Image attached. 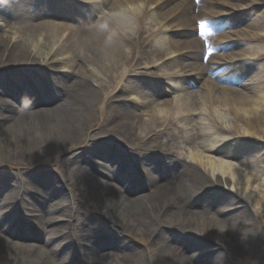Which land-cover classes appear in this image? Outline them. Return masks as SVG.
<instances>
[{
    "label": "bare ground",
    "instance_id": "obj_1",
    "mask_svg": "<svg viewBox=\"0 0 264 264\" xmlns=\"http://www.w3.org/2000/svg\"><path fill=\"white\" fill-rule=\"evenodd\" d=\"M52 1L55 2L59 12L50 11ZM98 1L101 4L106 3L112 9L126 6L129 3L136 6L142 5L137 13L132 14L136 23L129 31H126L128 36L117 32L115 44L107 51L101 50L102 38L98 39L88 31V25L97 20L92 10L77 21L68 14L72 7L69 0H18L16 3L13 0H0V20L4 23L0 25V157L7 154L16 158L17 161L21 160L27 152L25 147H29L33 157L50 158L63 152V149H59V152L52 153V147L56 144L63 145L71 151V146H75V143L82 137L81 135H85L89 129V120L92 115L91 117L85 115L92 113L97 105L106 107L103 101L104 96L94 89L89 90L90 92L86 89L90 77H105L106 72H115L116 65L127 58L124 48H127L129 43L134 46L137 44V50L143 52L149 46L155 49L157 45L162 44L161 39H157L150 45L160 32L158 34L151 32L152 35L145 37L149 22L160 15L163 22L171 20L172 24L180 23L187 28V32L174 36L176 39H181L180 42L173 41V38L169 39V44H173V49L180 50L185 47L184 54H182L184 59L180 58L174 63H166L167 65L174 64L181 70L176 69V72L171 74L155 77H164L170 83L172 82L175 88L181 86V91L185 94L180 99L181 92L176 89L174 93L176 97H173L175 101L159 112L160 115L165 114L166 117L163 119L152 117L148 131L150 134L159 130V134L169 135L168 143L172 146L181 143L185 153L187 152L186 157L192 159L190 163L199 164L202 168L197 171L192 165L189 168L185 163L173 160L171 163L168 161L166 170L163 171L155 168V162L151 163L153 159L148 158L141 164L144 174L147 171L145 181L147 189L132 182L139 186V190L134 191L126 186L130 181L131 169L123 173L126 176L121 173L123 166L131 167V165L124 161H113L117 160L118 154L108 153L106 160H103L105 163L100 166H96L94 162L82 168L71 165L68 163V156H64L61 163L62 169L76 175L74 179L60 178L54 184L56 187L49 186L48 189L52 191V194L66 198L63 192L68 190L70 194H73L68 189L73 188L74 192L84 199L87 193L84 178L88 177L96 198L93 199L94 202L97 201L109 212L116 211L120 216V222L111 221L113 225H110V230L116 224L119 227L122 225L123 233L136 237L139 243L146 244L152 241L157 255L153 262H150L148 258L149 264H167L164 263L166 260L175 261L168 264H227L225 253L215 252L211 246L207 250L204 249L203 254L196 252L203 245L194 241L188 232L198 233L199 236L208 235L207 237L211 240L218 244L221 242L225 246L227 243L232 257L236 255V252H238L237 256L242 252L249 253L253 245L251 235L253 226L247 228L246 225H242L249 220V215L245 207L236 203V199H230L231 197L225 190L238 196L240 202L246 205H250L251 201L252 208L257 213L264 210V191H262L264 189V183L262 184L264 155L254 156L253 150L246 148L247 146L257 149L264 148V71L258 68V72L249 75L246 80L247 84L243 86L245 91L250 92L249 94L243 90H237L236 87L241 88V86L232 84L242 78L244 70L239 71L240 67H244L242 59L247 56L261 59L263 48L255 49L250 55L247 47L251 43L246 41L249 39L237 32L239 29L237 27L229 35L234 36L235 43L238 44L226 47L222 36L219 35L218 39L212 42L217 48L214 53L218 54L206 57L199 45V38L191 39L193 28L189 25L198 18L203 26L211 31L225 30L227 26L236 28L238 18L235 17V13L225 14V20L228 21H225V26L221 27L217 25L219 22L210 21L204 17L205 9L218 8L216 6L221 3L219 8L222 10L223 3L226 1L241 3L245 0H200L199 8L192 0ZM227 9L231 7L228 6ZM214 15H217L215 11ZM39 35H46L51 46L57 45L59 40L64 43L61 47L41 46L36 41ZM66 35L70 36L69 41H74L75 46L80 47L78 46L80 44L88 55L76 57V66L72 67V73H58L51 77L56 88L48 83L44 86L41 83L44 78L40 77L35 68L41 65V75H47L51 71L55 72L52 68L54 57L65 48H69ZM186 37L187 40H191L183 41ZM77 39L81 41L76 43ZM54 40L57 42L55 43ZM34 47L35 51L32 50ZM45 47L48 50L50 47L51 49L46 54L44 52L43 56L40 50ZM163 48L165 52L168 50L171 52L169 46L164 45ZM238 50L240 51L237 52ZM174 53L171 52L169 55ZM230 56H236L237 59L229 61ZM185 61L189 63L183 64ZM163 66L165 63L162 68ZM183 66L185 70L195 74L196 82L205 75L212 79L211 84L203 85L204 93L190 90L194 80L183 81L182 85L175 84V78L182 76ZM5 67L17 73L14 82L9 87L5 86L7 81L3 80L1 74V68ZM106 67L109 68L105 70ZM139 80V78L128 80L124 90L136 89L148 92V83L143 86ZM108 86L114 88L115 83L109 81ZM84 91L86 95H79ZM90 95L95 97L93 101ZM7 96H11V102L4 98ZM40 99L42 102H47L45 110H38L41 107L38 103ZM87 100L91 105H87ZM77 104L83 105V108L78 106L75 111L73 108ZM34 106L37 111H34ZM138 117L141 118V116ZM185 126L187 129L194 127L195 133H185L186 128L183 130ZM129 127L132 131L130 134L132 138L129 139L137 141L135 128L132 125ZM161 137L165 138L163 135L156 136L158 139ZM252 140L255 141L252 144L243 142ZM232 144H239L241 147L236 149ZM107 148L112 149L109 146ZM203 151L204 155L201 153ZM111 154L115 159L111 158ZM165 155L171 159L172 149ZM110 159H112V164L109 163ZM78 162L79 160L74 161L75 164ZM25 178L26 176H23L21 179ZM52 178L50 175L42 174L34 176L33 184L28 183L30 194L18 191L12 197L15 190L9 189L8 192H4V197L0 202V232L8 233L10 240L7 242L0 236V264H147L139 250H133L131 245L124 244L125 241L120 239L121 236H110L111 231L102 234L106 237L105 243L98 242L95 245L100 250L110 246L114 251L113 255L109 256L97 253L94 248L86 249L79 234L76 235L72 245L68 241L70 240L68 236L63 234L65 230L60 231L57 227H51V224L59 219V221L56 220V224H61L59 227L64 228L62 225L67 222L64 218L65 213L61 211V204H55L59 198L51 199L49 192L39 197L34 183L46 182ZM12 183L11 179L6 183H2L1 179L0 188L3 186L8 188ZM218 185L225 195H221L218 201L214 202L218 206L211 209L214 218L195 212V208L187 200L188 195L185 191L193 193L190 195L192 197ZM210 193L218 194L219 192H208L203 202L211 200L209 199ZM47 197H50V200ZM12 199L22 203L25 207V215L17 214V211L10 206ZM211 201L213 203V200ZM158 205L160 206L157 207ZM209 207L208 205L203 206V208ZM176 219L178 223L181 222V225L179 224L177 228L179 231H175L171 239L170 233L159 227L165 222L172 223ZM206 223H213L215 229L212 230L207 226V230H203ZM219 229L223 230L220 236ZM96 236L91 239L95 241ZM177 242L184 243L186 247L184 249L177 247ZM77 248L81 254L85 253L86 261L81 262L77 258L73 260Z\"/></svg>",
    "mask_w": 264,
    "mask_h": 264
},
{
    "label": "rangeland",
    "instance_id": "obj_2",
    "mask_svg": "<svg viewBox=\"0 0 264 264\" xmlns=\"http://www.w3.org/2000/svg\"><path fill=\"white\" fill-rule=\"evenodd\" d=\"M13 1L14 3L18 2V0H13ZM94 1L96 2V0H90L93 6H94ZM108 1L112 2L114 0H108ZM3 3L7 4V2H3ZM220 4L216 6L218 8H207L208 7L207 6L206 7L207 9H205L204 17L207 20L219 22L217 25H220L221 27H223L225 24L224 22L228 21V20H225L226 19L225 14L235 13V17L238 18V25L236 26V28H233L232 26H227L225 30L221 29L220 32H218L219 35L222 36V40H224V44H226L227 47H233L234 45L238 44V43H235L236 42L235 37L229 34H231L232 31H235V29L239 27L237 32H240L241 35H243L242 37L245 36L246 39H249L246 41L251 43L247 47V52L250 55L254 52L255 49L263 48L261 59L251 58V56H247V58L242 59V63H244V67L242 68L240 67L239 71L243 69L244 73L242 75V78L237 83L232 84L236 86H241V88L236 87L237 90H243L244 92L249 94L250 92L245 91L243 89V86L247 84L246 80H248L249 75L251 76L253 73L258 72V68L264 71V0H245L241 3L233 2V1H226L225 3H223L222 10L219 8ZM246 5L247 7H245ZM2 6L4 7V4H2ZM228 6H230L231 9H227ZM196 7L199 8L200 6H196ZM96 8L98 9L96 10L95 15L97 17L95 19L98 18V14L101 9L109 8V6L105 3V4H101L100 7H96ZM44 9L45 11H47L46 8ZM50 11L58 12L57 6L55 5V2L53 1L50 2ZM73 11L74 13L72 14L69 13L71 18L73 17V20H77V21L79 19L81 20L83 16L81 17L79 13H76V10H73ZM196 11L198 12V9H196ZM214 11L217 13V15H214ZM245 18H248V19H245ZM135 23L136 22L134 21V25ZM201 24L203 23L198 18L194 19V21L191 24H189L193 28L191 39L197 38V32L195 33V28L196 27L200 28L201 32H203L202 33L203 38L201 39V41L205 39V42L207 43V51L210 52L212 42L217 39V38L213 39L217 33V30L211 31L205 27L207 31L206 32L201 28ZM0 25H4V24H0ZM183 26L184 25L180 23H174V24H171V26H169L168 28H165L164 22L162 21V17L160 15L157 16L156 18H154L153 20L149 22L148 29L145 30V32H147V34H145V37L152 35L151 32H154L156 34L160 32V34L151 41L150 45L157 39H161L162 44L160 43V45H157L158 47L155 49H151L149 46V48H146V51L143 52L141 50L140 51L137 50V44H135L134 46V44L132 43L128 44V42L125 41L126 44L129 45V46L126 45L127 48H124V51L126 50L127 52L126 54L127 58L123 60L121 63H119V65H116L117 66L115 69L116 71L106 72L105 77H97V78L90 77L91 83L90 81L88 82V86L86 87V89L88 91L94 89L101 96H104L103 101L105 102L104 106L106 107L97 105L96 109H94L92 113H88V115H85L87 117H91L90 115H92L91 119L89 120L90 121L89 129L86 133V134H89V136H86V134L81 135L82 137L79 138V140L75 143V146H71V151H69L68 148H65L63 145L59 146L56 144L55 146L52 147L53 148L52 153H54L55 151L59 152L60 151L59 149H63V152L62 154L60 153L55 154L50 158H43V157L41 158L39 156L36 158L33 157V154L31 153L32 150L29 147H25V149L27 148V152L25 155L22 156L21 160L17 161L16 158H13L7 154L3 157H0V180L2 179V183H6L10 179L13 181L12 185L9 186L8 188L4 187L3 185H2L3 187L0 188V202L2 201V198L4 197L3 194L5 191L8 192L9 189L15 190L12 197L18 191L21 193L30 194L28 183L31 182L33 184L32 179L34 176H39L40 174L50 175L53 177L52 179L46 180V182H39V183L36 182L34 183V188L36 189L37 193H39L38 195L39 197H41L40 195H44L46 192H49V195H51L50 196L51 199L59 198L58 200H56L55 204L56 205L61 204V208H62L61 211L65 213L64 218L66 219L67 222L66 224L64 222V224L62 225V227L64 228H60L59 226H61V224H58V223L56 224V220L59 221V219H56L54 222V225L51 224L52 225L51 227H54V228L57 227L60 229V231L61 229L65 230L63 234L68 236V238L70 239L68 241H70L72 245L74 243V239L76 235L79 234V236L82 238L83 242L85 243V248H87V245H90L94 247L97 253H101L104 255L107 254L109 256H112L113 255L112 252L114 250H112L110 246H107L104 249L100 250L95 245L97 244L96 243L97 241L99 242L100 239L105 238L102 235V232L110 231L109 229L110 225H113L111 221L120 222V216L118 215L116 211L109 212L102 205H100L97 201L94 202L93 199L95 198V195L93 193V188H91L92 184L89 178L88 177L84 178L85 179L84 185L86 186L88 193L92 197V198L90 197L91 200L88 197L86 199H83L81 197L80 199L79 195L76 192H74L73 188H68L73 194H70L68 190H65L63 192L66 198H64L62 195H59L58 197V195L52 194V191H50L48 188L49 186H55L54 185L55 182L60 178H63L64 180L74 179V176L76 174H71L62 169L61 163H62V159L64 156H68V163H70L73 166H79L80 168L86 167L85 165H88V163L91 164L94 162L96 163V166H100L101 164L105 163V161L103 160H106V156L108 153L118 154L117 160H113L115 162L123 161V160L125 162H128V160L129 161L132 160V162L138 163L139 160L149 157L153 159V162H155V167L157 168L165 169V166L168 165V161L171 163V161L173 160L175 161L179 160L180 162L185 163L189 168L191 167L192 164L190 163V161L192 159L186 157L185 151L183 149V145L181 143L177 144L176 146H172L171 143H168L169 135L159 134V130H155V132L150 133V134L148 131V127L150 126L152 117L154 118L159 117L161 119L166 117L165 114L160 115L159 112L162 108H166L165 106L175 101V98L173 97H176L174 95L176 89H178L181 92L179 95L180 99H182L183 95L185 94L184 92L181 91V86L178 88H175V86L171 84L172 82L170 83L169 81H164L165 79L164 77H155L157 75H162V74H167V75L171 74L176 69L181 70L180 67H175L174 64H171V65H167V64L174 63V61L180 58H183V57H180L179 55L184 52L185 47L181 48L180 50L173 49V46H172L173 44L171 43L169 44L170 38H173V41L175 42L182 41L181 39H176L174 36H180L182 33L187 32V28ZM161 30H163V32H161ZM122 34H125L126 37L128 36L126 32H123ZM66 36H67L66 42L69 48H65L62 52H60L58 55L54 57L53 59L54 62H52L53 63L52 68L54 69L55 72L51 71L47 75H41L42 74L41 68H40L41 65L35 68V71L38 72L40 77L44 78V81L41 82L44 84V86L46 85V83H48L51 87L56 88V85L54 86L55 83L53 82L51 77H53L54 74H58V73H67V74L72 73L73 71L72 67L76 66V57L82 56V55L86 57L88 55L85 49H83L80 44H78V46L80 47L75 46L74 41H69L70 36L69 35H66ZM11 37H14V36H11ZM191 39H188V40H191ZM188 40L186 37L183 41H188ZM36 41L38 42V45L47 46V47L51 46L48 42L49 40L46 35H39L38 38H36ZM55 41L56 40H54V42ZM80 41H81L80 39H77L76 43H79ZM179 44L178 46H180ZM164 45H166V47L169 46V49L171 48V52H175V53L173 55L171 54L170 56L169 54L171 52L169 50L165 52V49L163 48ZM47 47L42 48V50H40V53L43 56H44V52L46 54L51 49L50 47V49L48 50ZM159 47L160 49L158 50ZM32 50L35 51V47ZM239 51L240 50H238L237 52ZM61 58H63L64 61H68V62L60 63ZM234 59H237V57L230 56V59L228 60L232 61ZM74 60H75V63H73ZM164 63H165V66H163L162 68V65ZM188 63H189L188 61L183 62V64L185 65ZM230 63H234V62H230ZM184 66H183L182 76L180 75L178 78H175V81H174L175 84L180 83V85H182L183 81L190 82L191 80H194L195 74L185 70ZM108 68L109 67H106L105 70H107ZM1 72H2L1 74H2L3 80L5 82L7 81L6 82L7 84H5V86L9 87L10 85H12L17 73H14L11 70H8L6 67L1 68ZM75 73H76V70H75ZM135 78H139L140 79L139 81L142 82L143 86L146 83H148V86H147L148 92L146 91L141 92V91H137L136 89L124 90L126 82L130 79H135ZM109 81H112L113 83H115L114 88H111L108 86ZM211 82H212V79H210L208 76L205 75L204 77L199 78L197 82L196 80H194V83L191 86L190 90L199 91V92L204 93L203 85L205 83L211 84ZM81 94L86 95V92L84 91V93L83 92L79 93V95ZM4 98L10 102L12 100L11 96H7ZM90 98L92 99V101L95 99V97L92 95H90ZM135 100L137 101V103L134 102ZM86 103L87 105L88 104L91 105L89 103V100H87ZM9 104H14V103H9ZM78 106H80V108H83V105L77 104L76 106H74L73 110L76 111ZM116 107L118 109H116ZM43 108L46 109L47 107L43 106L41 110H43ZM34 109H36L35 106H34ZM123 110H125V112H123ZM34 111H37V109ZM138 116H141V118H139ZM197 121H199V119ZM130 125H132L135 128L134 132L138 137L137 141L129 139V138H132V136H130L132 132L129 127ZM185 128L186 126L183 128V130ZM170 129L172 130L171 126H170ZM184 132L188 134L191 132L193 133L194 127L191 126L188 129L186 128ZM157 135H163L165 136V138L161 137L158 139L156 138ZM243 142L245 143L251 142L252 144L255 141L252 140V141H243ZM233 145L235 144H232V146ZM107 146L111 147L112 149L109 150ZM233 147H235L236 149H239L241 146L239 144H236ZM246 148L248 150L250 149L253 150L254 156L258 155V157H260L259 155H264L263 154L264 148L262 147L257 149L255 147L251 148L250 146H247ZM171 149H172L173 156L171 159H169L167 155L165 154H167V152H169ZM201 153L204 155L205 152L203 151ZM112 154H111V158H112ZM112 159H115V158H112ZM112 159H110V162H109L110 164H112L111 163ZM75 160H79V162L75 164L74 163ZM158 165H161V167H158ZM201 168L202 167L198 164L197 167H195L194 169L195 170L197 169L198 171ZM23 176L24 177L26 176L24 180L21 179ZM136 176H138L139 178H142V180L146 177L145 175H139V174H137ZM67 181L69 183V180ZM263 183H264V180L262 184ZM210 191H218L219 193L218 194L210 193L209 199L213 200V203H211L212 202L211 200H208L207 202H203L202 201L203 198ZM262 191H264V189ZM185 192L188 195L187 197L188 202L193 208H195L194 211L201 213L203 215H207L210 218H214V215H212L211 209H214V207H218L214 202L218 201V198L221 195H225L222 188H220V185L214 187L213 189L204 190L202 193L195 194L192 197H190V195H192L193 193L190 194L188 191H185ZM225 192L231 197L230 199L234 198L236 199V203H240L241 206H244L247 211V214L249 215V220L242 223V225H246L247 228L248 227L250 228L251 225L253 226V228H251L252 229L251 235L253 236V237L251 236L253 238L252 251H250L249 253L242 252L238 256H237L238 252H236V255L232 257V254L229 253V248H228L227 243L224 242L226 244L225 246L224 244H221L220 242L219 247H217L215 245V241L208 238L207 237L208 235H206V233H205L206 236H202V235L198 236L197 235L198 233L188 232L189 234H191L190 237L193 238L194 241L201 243L203 245L202 247L197 249L196 252H200L201 254H203V250L204 249L207 250L208 247L211 246L213 248L212 249L213 251L215 252L221 251L222 253H225L226 255L225 260L226 259L228 260L226 261L227 264H264V210L262 212L257 213L256 210L252 208L251 201L249 203L250 205H246L240 202L241 200L238 196L230 192L228 193V190L227 191L225 190ZM146 194L147 193H145V195ZM263 195H264V192H263ZM54 196H57V197H54ZM50 197L49 198L47 197V199L50 200ZM15 202H16V199H12V201H10V206L13 207L14 210L21 209L24 212L25 207L21 206L20 208V205H22V203L20 202L16 203L18 204V206L17 208L16 207L14 208ZM207 205L208 207L209 206L210 207L203 208V206L205 207ZM159 206L160 205H158L157 207ZM230 215H232V213ZM124 221H126V219ZM44 222L47 223L46 221ZM180 223H178L176 219V221L172 223L165 222L159 228L163 231L169 232L170 233L169 235L172 239L175 231H179L177 228L179 227ZM207 226L212 228V230L215 229V226L213 223H208L207 225H204V228L202 229L207 230ZM122 229H123L122 225L121 227H119V225L117 224L111 227L112 236L113 235L121 236L122 238L120 239L123 240V242L125 241L124 244L131 245V248L133 250H139L144 260L148 262V258H150V261H154L155 256L157 254H155V247H153L154 245H152L153 244L151 243L152 241L150 240L151 242L145 245L141 244L137 241L136 237L130 236L129 234H124ZM121 231H122V234L120 235ZM222 231H223L222 229H219V236ZM0 236L1 238H3V240L7 242L10 240L8 233L0 232ZM93 236H96L95 241L94 239L93 240L91 239ZM155 236L156 234L153 236V238ZM176 245H178L177 247H181L182 249L186 247L184 243L180 244L179 242H177ZM79 251L80 250H78L77 248L76 253L79 254ZM84 256L85 255L80 254L79 258L81 262L85 261ZM170 262L174 263L175 261L166 260L164 263L168 264Z\"/></svg>",
    "mask_w": 264,
    "mask_h": 264
},
{
    "label": "clouds",
    "instance_id": "obj_3",
    "mask_svg": "<svg viewBox=\"0 0 264 264\" xmlns=\"http://www.w3.org/2000/svg\"><path fill=\"white\" fill-rule=\"evenodd\" d=\"M140 6L131 3L126 6L112 9L104 8L99 11L95 22L88 25V31L96 38H102L101 50L107 51L115 44L117 32L129 31L134 26V13L139 11Z\"/></svg>",
    "mask_w": 264,
    "mask_h": 264
},
{
    "label": "snow or ice",
    "instance_id": "obj_4",
    "mask_svg": "<svg viewBox=\"0 0 264 264\" xmlns=\"http://www.w3.org/2000/svg\"><path fill=\"white\" fill-rule=\"evenodd\" d=\"M201 27H203V24H201Z\"/></svg>",
    "mask_w": 264,
    "mask_h": 264
}]
</instances>
